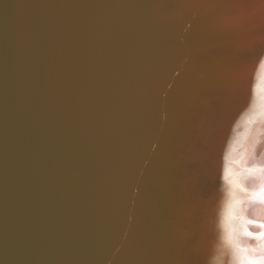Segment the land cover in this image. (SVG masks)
<instances>
[{
    "label": "water",
    "instance_id": "water-1",
    "mask_svg": "<svg viewBox=\"0 0 264 264\" xmlns=\"http://www.w3.org/2000/svg\"><path fill=\"white\" fill-rule=\"evenodd\" d=\"M117 1L0 0V264H209L205 252L213 250L204 233L186 232L162 215L189 216V200L195 202L193 190L200 188L184 179L198 163L169 160L190 156L217 131L230 142L234 130L252 125L264 97L258 87L264 77V0H197L195 19L210 14L214 5L222 10L211 22L246 19L238 30L249 36L210 65H189L171 50L209 39L198 35L193 22L157 21L162 27L152 22L138 28L137 43L148 40L158 50L134 52L122 85L116 86L118 97L108 72L95 75L103 105L115 91L116 108L97 130L92 125L97 101L86 81L98 67L84 64L91 52L86 39L93 24L100 36L108 11L123 17ZM61 42L70 59L72 52L75 69L78 64L71 76L65 75L64 62L45 69L47 60L35 58L34 48L48 54L62 48ZM124 47L129 49L121 44V56ZM161 62L156 70L144 67ZM149 80L161 90L148 92ZM212 88L222 92L216 118L225 116V128L211 124L214 117L203 125ZM176 109L185 119L167 117ZM146 179L158 209L151 206L144 214L134 197ZM233 179L229 174L206 191L225 205L237 202Z\"/></svg>",
    "mask_w": 264,
    "mask_h": 264
},
{
    "label": "bare ground",
    "instance_id": "bare-ground-1",
    "mask_svg": "<svg viewBox=\"0 0 264 264\" xmlns=\"http://www.w3.org/2000/svg\"><path fill=\"white\" fill-rule=\"evenodd\" d=\"M192 1L121 0V3L117 1V5L116 3L115 5L124 9L123 17L119 18L118 15L108 11L107 21L100 36L97 33L96 25L93 24L86 39V44L90 47L91 52L84 64L98 67L91 72L90 81H86L87 88L91 93L90 96L97 101L92 120V125H97V130L98 124L102 122V117L103 119L112 120L116 112V108L114 110L115 91L117 92V97L120 91L116 89V86L118 83L122 85L125 70L130 61L132 62L135 59L134 52L137 54L138 49L144 52L158 50V46L154 43L151 44L148 40L144 41V44H141L142 40L137 43L134 37L138 28L143 31V28L152 22H154V27H162L160 23L170 21L189 20L193 22L196 25L195 31L198 35L209 39L199 41L195 46H188V43L177 44L175 48L171 49L174 53L181 56V60L184 58L185 63L189 65L202 63L210 65L220 61V58L225 59V53L232 50L238 42L249 36L243 37L238 30L245 23V18L233 21L221 20L219 22L214 20L211 22V18L216 17L217 13L222 10L219 11L221 5H214L210 14L195 19L194 16L199 10V4L197 0ZM186 3H190L189 6ZM204 5L201 4V6ZM60 14L63 17V8L60 10ZM55 19L56 23H58V28L62 29L63 26L59 27L61 26V19L56 17ZM158 32L159 30L153 31L148 37L155 36ZM131 33L133 34L130 35ZM195 39L193 38L192 40ZM39 44H41L40 41ZM61 44L62 48L48 54L44 53L39 47L34 48L33 51L37 50L35 58H39L40 61L47 60L48 64L44 66L45 69L51 68L52 65L62 66L64 62V73L66 76H71L74 74V70H77L78 64L75 69L72 52L70 59V55H66L67 49L63 48L64 43L61 42ZM121 44L129 46V49L128 47L123 48L122 56L121 50L119 51ZM126 50H130V54L129 51L126 53ZM108 51L113 55H110ZM77 56L75 58H78V62H80V52L77 53ZM26 60L28 63H33V57H29ZM184 61H178L177 65H181ZM159 65L161 66L162 62L161 64L157 63L156 66L146 64L144 67L146 70H156L160 67ZM105 72H108L107 81L114 82L113 90L116 89L108 95L106 108L103 105V97L99 96L100 92L95 89V75L99 73L103 75ZM76 73L77 71H75ZM219 81V79H215L213 83L218 84L217 87H220L221 83ZM221 82L223 84L225 80L223 79ZM60 83L62 84V82ZM23 85L27 87L29 82L24 80ZM160 85L164 86L167 84L161 83ZM136 86H138L137 83ZM258 87L264 96V77L258 83ZM146 89L148 92L161 90L157 83H152L151 80L146 82ZM212 89L215 93L210 97L208 106L210 111L208 110L204 113L207 118L203 120V125H207L214 117L215 119L211 124H218L219 127L225 128V116L221 114L220 119L216 118L221 113L218 100L222 97V92ZM136 91L139 93V88ZM203 96H205L204 93ZM14 97L20 98L17 95H14ZM257 112V115L251 118L252 125L250 128L240 126L237 130H234L233 133L235 135L231 134L230 142L225 137V132L217 131L211 138L208 137L205 141L203 140L199 149H195L190 156L181 157L178 155L180 157L177 156L178 158L175 157L169 160L172 164L177 162L181 164L198 163V166L193 170L194 172L190 173V175H184V179L186 184L196 183L200 185V188L193 190L196 203L190 199L193 193L191 191L187 193L190 199L188 206L189 216L180 215L176 211H163L162 215L169 223L184 227L186 232L194 234L204 233L209 247L213 250L211 255L205 252L207 258H209L207 260L209 264H264V97L262 106ZM167 117L185 119L186 116L180 109H176L171 114L167 113ZM38 119L40 118L37 117L35 122L36 133L40 132L37 123ZM243 125H246V122ZM237 135L239 136L238 138ZM97 139H90V141L93 142ZM155 147L151 149V152H153ZM229 174L234 177L231 189L237 193V202L232 201L225 205V202L218 194L214 195V193L207 192L206 187L219 185L220 180L224 179L225 176H229ZM147 181V179L144 180L139 187H136L138 195L134 197L137 199L140 211L144 212V214L150 213L151 206L156 210L158 209L156 203L152 205V199L148 193L149 188L146 185ZM143 192H145L144 195ZM227 193H230V189ZM242 193L245 194L244 199L242 198ZM249 201L250 205L248 204ZM144 205H146V209H144ZM157 213L159 212L157 211ZM9 236H12V234Z\"/></svg>",
    "mask_w": 264,
    "mask_h": 264
}]
</instances>
